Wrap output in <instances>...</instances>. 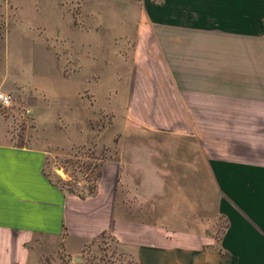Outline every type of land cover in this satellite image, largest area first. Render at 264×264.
<instances>
[{"label": "crops", "instance_id": "1", "mask_svg": "<svg viewBox=\"0 0 264 264\" xmlns=\"http://www.w3.org/2000/svg\"><path fill=\"white\" fill-rule=\"evenodd\" d=\"M30 1L35 12L45 2ZM91 1L95 25L74 23L71 0H46L66 32L79 36V54L60 30L49 39L63 46L58 56L72 75L78 66L70 60L95 50L84 35L101 36L97 50L116 60L131 54L127 123L150 132L135 133L120 154L118 171L127 175L120 181L142 187L147 203L151 190L170 185L166 170L177 155L170 140H196L218 192L223 232L216 240L180 229L162 212L157 222H142L117 206L116 195L69 196L46 175L44 151L0 142V264H36L31 245L64 231L74 261L73 253L108 232L135 264H264V0ZM80 6L87 15L89 5ZM0 80V92L12 93Z\"/></svg>", "mask_w": 264, "mask_h": 264}, {"label": "rangeland", "instance_id": "2", "mask_svg": "<svg viewBox=\"0 0 264 264\" xmlns=\"http://www.w3.org/2000/svg\"><path fill=\"white\" fill-rule=\"evenodd\" d=\"M20 2L0 0V77L13 89L7 93L12 105L0 106V142L44 151L46 175L69 196L86 200L116 195L117 206L142 222L150 219L155 223L161 212L169 213L175 227L206 231L218 240L225 222L217 212L218 192L196 140H170L175 143L177 153L166 170L170 185L163 192L151 190L147 203L142 187L120 181L127 176L124 171H118L120 154L128 149L135 133L150 132L127 123L126 104L133 78L131 54L124 53L116 60L111 52L97 50L95 44L102 43L101 36L84 35L95 50L89 56L78 55L76 60H70L78 66L72 75L73 71L63 69L65 59L58 56L64 52L63 46L50 41L49 34L60 30L59 35L68 36L73 42L70 45L74 56L80 53L79 36L66 32L52 3L45 0L35 12V4L30 0ZM71 2L76 25H86L87 20L90 25L91 21L96 24L95 1ZM83 2L89 5L87 15L81 13ZM80 81H84L82 91L76 95ZM66 90L71 92L69 98L63 97ZM159 142L164 140L160 138ZM192 160L197 162L198 170L189 166ZM190 179L197 180L193 183L199 186L190 187ZM165 193L170 200L167 205L163 204ZM65 237L64 231L61 237L37 238L31 245L34 257L37 254L36 264L134 262L108 232L89 242L81 253H73L76 254L74 261L65 249ZM70 244L75 247L76 243Z\"/></svg>", "mask_w": 264, "mask_h": 264}, {"label": "built area", "instance_id": "3", "mask_svg": "<svg viewBox=\"0 0 264 264\" xmlns=\"http://www.w3.org/2000/svg\"><path fill=\"white\" fill-rule=\"evenodd\" d=\"M12 105V98L9 94L0 92V106L9 108Z\"/></svg>", "mask_w": 264, "mask_h": 264}, {"label": "trees", "instance_id": "4", "mask_svg": "<svg viewBox=\"0 0 264 264\" xmlns=\"http://www.w3.org/2000/svg\"><path fill=\"white\" fill-rule=\"evenodd\" d=\"M133 264H135V263L133 262Z\"/></svg>", "mask_w": 264, "mask_h": 264}]
</instances>
